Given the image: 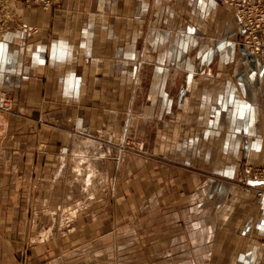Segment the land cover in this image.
<instances>
[{
  "label": "crops",
  "instance_id": "obj_1",
  "mask_svg": "<svg viewBox=\"0 0 264 264\" xmlns=\"http://www.w3.org/2000/svg\"><path fill=\"white\" fill-rule=\"evenodd\" d=\"M56 2H9L16 23L0 38L13 105L0 114V264H264V197L241 189L264 168V54L242 50L234 11ZM99 131L105 147L150 137L149 162L134 182L71 187L82 158L111 161L79 138Z\"/></svg>",
  "mask_w": 264,
  "mask_h": 264
},
{
  "label": "rangeland",
  "instance_id": "obj_2",
  "mask_svg": "<svg viewBox=\"0 0 264 264\" xmlns=\"http://www.w3.org/2000/svg\"><path fill=\"white\" fill-rule=\"evenodd\" d=\"M15 0H0V38L1 35L6 33L7 31H10L13 29L15 25V19L17 18L14 13L12 12L13 10L11 9V3ZM11 2V3H9ZM16 17V18H15ZM12 31V30H11ZM2 97L1 92H0V98ZM7 97V96H6ZM7 100L9 98L7 97ZM11 105V102H10ZM13 109V105H11V108L9 110H4L1 105H0V114L4 112H11ZM3 115V114H2ZM5 120H0V133L4 131V126H5ZM127 134L124 136L118 137V134H115V136L118 138V140L111 142H107L106 147L102 145L103 141V133L99 132H85V133H79L81 136H79L80 139L85 141V145L87 143H95L94 147L86 150L88 154H93V157H96L103 151V149H107V151L110 153L109 157L107 159H110L111 161H105L102 162L100 160L96 159H89L91 161H88L87 158H82L84 161L81 163H78L75 167L72 168L75 172V176L77 177L76 179L73 178V176L70 174L71 182H69V185L73 187V184L75 187L81 186L82 188H93V187H101L104 189L105 187H110L112 185L113 187H118L119 185L122 184V175L127 176V173L130 175L132 174L131 177V182L135 181V174L130 173L131 170H134L137 166L142 164V166L145 164L147 165L149 162V155L152 152L153 146L155 147V143L151 142V138H148V143L144 142V140L138 138L137 136L134 135L132 131H127ZM3 134V133H2ZM108 135V134H107ZM150 135V131L148 136ZM113 137V134H112ZM105 138V137H104ZM106 139V138H105ZM101 141V143H99ZM101 144V145H99ZM91 147V146H90ZM155 152V150H154ZM157 152V150H156ZM140 159V162L138 160ZM151 160V159H150ZM96 161V162H95ZM130 169V170H129ZM134 172V171H133ZM248 174V173H247ZM80 175V178L78 177ZM251 178H254V182L243 179L241 181V189L244 193L247 194H255L257 197L258 194L256 192V188L264 187V183L261 179L256 178L255 176L253 177V173L249 174ZM264 189V188H262ZM102 191V190H101ZM104 194V193H103ZM82 196H87L83 197L84 201H97L103 200V199H98L97 197H102L101 195H96L94 194L92 197L88 195H82ZM104 196V195H103ZM90 197V198H89ZM263 196H260V198H263ZM69 199V197H68ZM78 199V198H77ZM140 212V211H139ZM138 214V211L136 215ZM81 213L77 212H70L67 214L68 218L70 220L68 221H73V218L75 219V216H79Z\"/></svg>",
  "mask_w": 264,
  "mask_h": 264
},
{
  "label": "built area",
  "instance_id": "obj_3",
  "mask_svg": "<svg viewBox=\"0 0 264 264\" xmlns=\"http://www.w3.org/2000/svg\"><path fill=\"white\" fill-rule=\"evenodd\" d=\"M27 7L38 6L42 10L54 9L57 0H20ZM220 4L234 11L237 23L240 26L242 50L250 56H263L264 54V0H218ZM0 105L4 110L11 108L10 100L5 96L0 98ZM253 173L264 183V168H252L248 174ZM264 187L256 188L258 196L264 195Z\"/></svg>",
  "mask_w": 264,
  "mask_h": 264
}]
</instances>
